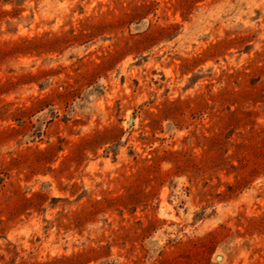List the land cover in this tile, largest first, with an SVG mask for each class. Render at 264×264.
I'll list each match as a JSON object with an SVG mask.
<instances>
[{
	"label": "rangeland",
	"instance_id": "1",
	"mask_svg": "<svg viewBox=\"0 0 264 264\" xmlns=\"http://www.w3.org/2000/svg\"><path fill=\"white\" fill-rule=\"evenodd\" d=\"M0 264H264V0H0Z\"/></svg>",
	"mask_w": 264,
	"mask_h": 264
},
{
	"label": "water",
	"instance_id": "2",
	"mask_svg": "<svg viewBox=\"0 0 264 264\" xmlns=\"http://www.w3.org/2000/svg\"><path fill=\"white\" fill-rule=\"evenodd\" d=\"M216 258L218 259L219 258V255H217Z\"/></svg>",
	"mask_w": 264,
	"mask_h": 264
}]
</instances>
